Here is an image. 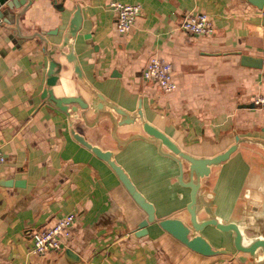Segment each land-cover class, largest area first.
I'll list each match as a JSON object with an SVG mask.
<instances>
[{"label": "crops", "instance_id": "crops-1", "mask_svg": "<svg viewBox=\"0 0 264 264\" xmlns=\"http://www.w3.org/2000/svg\"><path fill=\"white\" fill-rule=\"evenodd\" d=\"M114 1L141 6L125 34L117 32ZM11 10L0 25V264H60L66 248L77 264H264L261 248L253 255L236 248L233 230L192 231L211 245L204 254L160 225L190 224L185 183L194 179L198 221L237 224L245 246L264 237V109L253 103L264 96V0H64L63 10L25 0ZM77 11L81 27L72 37ZM189 12L207 13L213 32H184ZM242 55L263 63L242 65ZM153 56L172 63L174 91L143 77ZM51 63L56 81L48 86ZM140 103L145 120L194 157L236 149L197 177L144 131ZM75 135L112 151L154 205L146 233L136 234L144 209ZM70 212L72 234L61 249L29 252L33 231Z\"/></svg>", "mask_w": 264, "mask_h": 264}, {"label": "water", "instance_id": "water-1", "mask_svg": "<svg viewBox=\"0 0 264 264\" xmlns=\"http://www.w3.org/2000/svg\"><path fill=\"white\" fill-rule=\"evenodd\" d=\"M53 3L54 8L58 10H63V1L64 0H50ZM255 3L258 5L262 4L263 0H254ZM25 0H0V25L1 23H4L3 17L8 15L11 9L17 8L20 5H23ZM12 14V13H11ZM6 23V22H5ZM81 27V14L79 11H77L74 15L73 20H71L70 23V30L69 35L72 37H75L77 32L79 31ZM86 39L90 38V34L85 35ZM63 54V53H61ZM66 59L69 62H74V56L73 54H65ZM263 63V60H257L255 58H252L248 55H242L241 64L249 67L259 68L261 67ZM56 64L51 63L50 69H49V76L50 80L47 82L48 86H53L56 81V77L54 76V70H55ZM76 72L79 73V71L76 68ZM65 103L69 101H64ZM77 102H79L77 100ZM253 107V105H252ZM138 112L137 115L140 119V121L143 124V129L146 133L153 136L161 145H165L167 148H169L174 154L177 156L189 161L190 165L189 168L192 173H194L197 177L204 176L209 173L210 166L214 164H218L221 161L228 158V156L236 149V144L231 145L229 148H227L222 153H219L213 157H194L184 151H182L178 145L163 131L158 129L157 127L153 126L149 122L145 120L143 117V112L141 111V103L138 106ZM116 112L120 114L121 116H126L125 112L122 110H117ZM75 137L81 141L83 144H85L87 147H90L93 152L100 158L106 160L110 166L114 169V171L117 173L119 179L123 182L125 187L128 189L129 193L132 195L134 200L144 209L147 216L139 223V228L136 231V234L143 235L147 232L146 226L150 221H153L155 219V209L154 205L148 201L145 196L136 188V186L133 184L127 173L124 171V169L115 162V160L112 158V151L110 150H103L98 146L92 145L88 141L85 140L80 135H75ZM236 140L239 141L240 138L237 136ZM264 149V141L260 143ZM179 160V159H178ZM181 164V162H180ZM182 165V164H181ZM183 170L181 167V175L180 178H182ZM6 185L9 184H17L16 181H10L6 180L4 181ZM185 185L189 186L191 188V199L190 202L187 205V209L190 213V224H185L181 219L179 218H166L162 219L160 221V225L166 229L167 231L171 232L174 236H176L178 239L183 241L185 244H187L190 248L199 251L204 254H209L213 252V249L211 245L205 240L204 237H202L200 234L190 235L192 231H200L202 230L206 225L212 224L217 226L221 230H233L236 233L235 237V246L239 251L250 253L251 255L255 254L256 251L261 248L264 253V237L254 240L250 245L245 246L242 244V232L239 228V226L235 223H221L215 218H208L203 221H198L197 219V209H196V202H197V196H198V190H199V184L194 179L190 180L189 182L185 183ZM80 261V257L70 248H66L65 252L60 259V264H77Z\"/></svg>", "mask_w": 264, "mask_h": 264}, {"label": "built area", "instance_id": "built-area-1", "mask_svg": "<svg viewBox=\"0 0 264 264\" xmlns=\"http://www.w3.org/2000/svg\"><path fill=\"white\" fill-rule=\"evenodd\" d=\"M110 8L116 15V29L120 34L129 32L141 13L138 4H127L122 2H111ZM181 29L193 36L209 35L213 32V23L210 16L204 12H189L182 18ZM143 77L158 85L165 93L176 89L173 78V65L169 61L156 56L151 57L143 70ZM254 106L264 109V96H258L253 101ZM0 160L2 157L0 156ZM75 221V213L70 212L46 228L32 232L33 244L29 252L42 254L49 251L61 249L72 234Z\"/></svg>", "mask_w": 264, "mask_h": 264}]
</instances>
